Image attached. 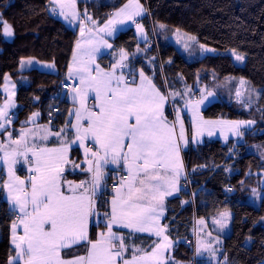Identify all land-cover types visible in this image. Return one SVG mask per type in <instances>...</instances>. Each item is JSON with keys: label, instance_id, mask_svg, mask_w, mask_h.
Returning <instances> with one entry per match:
<instances>
[{"label": "snow or ice", "instance_id": "obj_1", "mask_svg": "<svg viewBox=\"0 0 264 264\" xmlns=\"http://www.w3.org/2000/svg\"><path fill=\"white\" fill-rule=\"evenodd\" d=\"M57 12L70 23L81 16L77 11V0H48ZM146 9L139 0H129L128 4L114 13L115 19H108L100 32L112 35L115 29L112 25L131 21L147 40L143 25L136 21V17L145 14ZM95 21L87 15L85 10L81 19L80 34L84 35V23ZM164 28L163 24L158 25ZM0 28L7 37L13 36V29L0 14ZM91 31V29H89ZM179 32V29L176 30ZM188 39L196 41L195 36ZM85 43L91 44L88 40ZM107 47V41L101 40ZM81 41L76 42V49H81ZM205 52H214V49L199 45ZM188 49L189 45L184 44ZM99 45L86 50L88 60L72 56L73 65L69 66L67 79L73 80L72 100L78 102V107L69 113L74 116L76 123L71 124L75 139L61 140L59 148H37L33 143L29 147L26 137L35 135L30 130H21L19 140L12 139L8 133L9 144L0 143V161L7 164V182L0 184V189H7V200L15 210V220L11 224V243L15 247V255L9 264H166L165 253L172 247V241L164 235L165 228L160 226V218L166 196L179 191L178 183L184 175V165L181 158L182 147H186L185 129L176 112L174 121L169 123L164 113L168 95L157 89L152 80L139 72V82L135 77L127 79L123 69L127 67L123 61L127 54L123 53L120 61L110 65V70L101 69L95 64V53ZM237 60L243 57L237 55ZM32 60L21 61V67L31 65ZM54 67V65H49ZM130 75L132 70H129ZM119 73V74H117ZM78 79V84L76 80ZM241 85L244 81L241 80ZM190 91V90H189ZM93 94L95 103L88 107L89 94ZM173 95H179L178 93ZM214 93L201 94L200 99L187 101L193 110V119L197 120V135L204 125L215 126L228 124L231 131L243 135L239 131L241 124L251 125L253 121H205L199 115V107L208 96ZM237 98L241 92L236 93ZM251 97L249 96V100ZM11 106L8 101L0 107V130H6V124H11L7 109ZM39 113L33 115L32 119ZM85 121L87 124L85 125ZM179 125V128H177ZM41 131V137L47 140L50 135L60 137L65 129L53 133L48 128ZM211 135V132H209ZM91 140L93 146L86 147L85 141ZM72 143L84 147L86 167L81 168L80 163L70 159ZM23 146V152L18 149ZM35 157L34 167L29 171L34 175L27 181L15 175L14 165L17 156H23L28 161V153ZM115 165L122 169L125 175L119 177L118 184L112 186L108 193L105 181L104 168ZM66 166L71 170L80 169L90 173V179L79 183L69 181L64 177ZM255 191V190H254ZM110 199H105V195ZM101 199L100 207L106 206V211L100 213L96 197ZM228 213H222L220 219L213 220V224L223 231L227 227ZM102 223L106 231L96 234L93 240L90 236V226ZM201 226L205 221H199ZM114 226L129 229V235L135 233H149L162 240L151 246V250L136 248L134 244L126 243V237L113 231ZM22 230V235L18 233ZM211 235V233H208ZM219 241V237H217ZM84 248V255H68L74 248ZM131 251V258L125 254ZM206 251L215 256L216 249L211 244L198 241L196 254ZM138 253H142L138 255Z\"/></svg>", "mask_w": 264, "mask_h": 264}, {"label": "trees", "instance_id": "obj_2", "mask_svg": "<svg viewBox=\"0 0 264 264\" xmlns=\"http://www.w3.org/2000/svg\"><path fill=\"white\" fill-rule=\"evenodd\" d=\"M127 1L77 0L80 13L84 14L86 10L97 24H104ZM141 2L147 10L142 23L149 41L140 43L135 30L131 28L117 35L114 46L128 52L129 65L133 69L146 71L167 89L171 99V105L167 108L168 117L173 118L175 105L178 108L185 105V102L174 97L175 89L180 88L183 82L196 85L198 74L208 82L213 77H241L256 88H261L258 108H248L247 103L235 99L226 102L222 95L215 92L220 101L203 111L205 119L253 121L255 126L245 133L240 145L232 140L227 144L215 140L201 146H191L184 152L186 168L192 177V196L184 190L179 197L167 203L165 224L175 242L167 264H207L195 260V222L224 208H229L234 214L232 234L224 243V264H264V199L259 208L246 202L249 193L247 186L252 180L250 173L264 169V0ZM52 8L53 4L48 0H0L2 19L11 25L14 33L13 38L7 40L0 28V101L3 100L1 88L4 80L10 75L18 87L14 127L29 126L28 119L36 111L41 115L39 123H48V115L55 106L60 108V112L56 115L54 128L63 125L67 116L69 103L63 98L65 94L57 96V89L63 81H67L65 78L78 41V32L58 19ZM159 24L165 26L160 28L161 31L159 29L161 36L158 35ZM177 29L195 36L201 44L218 52L233 49L244 53L246 66L236 65L232 57L223 53L193 57L190 62L179 55L166 63L159 55L158 45L165 44L170 49L173 44L170 39L179 33ZM110 58L103 57L101 61L108 67ZM29 59L53 63L57 72L38 69L21 71V61ZM198 95L199 92H196L195 98ZM187 124L190 128L189 121ZM249 147H256L259 152H250ZM226 166L231 171L238 169L239 173L231 174ZM66 176L69 180H82L86 174L68 172ZM112 181L111 175L106 182L108 193L112 192ZM3 182L4 177L0 184ZM105 199H110V196L106 194ZM100 203L101 199L99 209H106V206L100 207ZM14 220L15 211L5 199V189H0V264H9L15 255L11 243V224ZM97 229L96 226L91 228L93 240L97 238ZM153 242V238L145 236L133 238V243L145 247H150ZM80 251L85 253L79 247L71 250L73 254Z\"/></svg>", "mask_w": 264, "mask_h": 264}, {"label": "rangeland", "instance_id": "obj_3", "mask_svg": "<svg viewBox=\"0 0 264 264\" xmlns=\"http://www.w3.org/2000/svg\"><path fill=\"white\" fill-rule=\"evenodd\" d=\"M53 7H55L54 4H53ZM77 11L80 13L78 8H77ZM58 12H59V9H57V13ZM87 15L89 16L88 12H87ZM60 17H63V16H60ZM81 17L83 18V14H81V16L79 18L72 21L71 23L69 22L71 20V17H69V20H66L65 22H68L74 26V25L78 24L79 19H82ZM159 29H160V27H158V35L161 36V32H159ZM160 31H161V29H160ZM4 36L7 40H11L13 38V36L7 37L5 34H4ZM162 36L164 38L166 37L164 35H162ZM188 37H190V35L179 31V33H177V35H175V37H173V39H170V42H173V44L168 42V44H171V46H172L170 49H167L166 46H164L165 44L163 45L160 43L158 45V48H159V55L161 56V59L163 61L170 62L171 61L170 59H175L177 56L182 55L183 57H185V59L187 61L190 62L193 59V57H197V56L202 57V56H206V55H214V54H218V53H223V54H226V55H229L230 57H232V59L236 65L241 66V67L246 66L247 58H246V55L244 53L239 52L237 50H233V49H228V50L223 51V52H218L214 49L215 50L214 52H205V51H202L199 47V45H203V44H201L197 39H196V41H192V40L188 39ZM185 43H187L189 45L188 49L184 48ZM204 46L206 48L213 49V48L208 47L206 45H204ZM168 55H170V56H168ZM237 55L243 57V60H237L236 59ZM167 56L170 58H168ZM167 59H168V61H167ZM29 60H32L33 62H37L38 68H36V69H38L39 71L49 72V73L57 72V68L55 67V65L53 63L38 62L37 60H34V59H29ZM49 65H54V67H49ZM27 66H29L31 68V66L27 64V65H24L22 67L21 71H23L24 69H28ZM241 80L244 81L243 85H241V83H240ZM195 82H196V85L193 84L192 82L190 85L186 82H183L181 84L180 88L175 89L174 94L178 93L179 95H174V97L176 99H178L179 101L186 103L187 101H190V100L192 101L195 98L196 92H199V95H201L202 93L205 94L206 92H209V91L212 92L213 91V92H217L218 94L222 95L223 100L226 102H230L233 99H235L236 101H241V102L244 101L245 103L248 104V106H247L248 108H251V107H257L258 108V105L261 102L260 101L261 88H258V87L256 88L254 85H252L245 78L228 76L225 78H217L216 79V77H213L211 82H208L207 80L202 78L201 74H198V76L195 79ZM238 90L241 92V97L239 99L236 96V93ZM17 91H18V87H17L15 80L10 75H7L5 80H4V84L1 88L3 100L0 101V107H3L8 101H11V106L7 109V112H8V118H10L12 122H11V124H6V130H0V143L9 144L10 148L14 147L9 142L8 133L11 132V127L16 120V105L17 104L15 101V97L17 95ZM249 96L251 97L250 100H249ZM175 98H174V100H175ZM177 111H178V106L175 105L173 108V119H175ZM12 112H13V114H12ZM36 113H39V115L35 117V120H33L32 117ZM179 115H180V113H179ZM40 116L41 115H40L39 111L34 112L31 115V117L28 119V123H34V122L39 121ZM180 118L183 121L184 129H185V139L188 141L186 147H188L190 145L201 146V145H204L205 143H208V142L214 141V140H220L224 144H227V143H229V141L232 140V141H234V143L236 145H240L244 141L245 133L247 131L251 130L255 126V122L252 123L251 125L241 124L240 128H239V131L243 133V135L241 136V135H237L236 132L231 131L228 124H217L215 126L204 125L199 129L200 134L197 135V131H198L197 120H194V119L187 120L188 118L186 116L185 117L180 116ZM186 120L189 121L190 128H188L187 122H185ZM205 121H211V120H205ZM218 121H229V120L218 119ZM232 121H239V120H232ZM44 128L50 129L47 126ZM41 129H43V128H38L36 130L30 131V133H35V135L30 134L29 137L26 138L27 142L31 143V146L34 143L37 148H41V147L59 148L61 146V144H60L61 140L68 141V139H66V137H63V136L57 137L55 135H50L47 140H43V139H41V137L44 135V133L41 131ZM51 132L55 133L52 130H51ZM209 132H211V135H209ZM19 138L16 136L12 137V139H14V140H19ZM50 138H52V140H50ZM34 139H38L39 142H35ZM50 141H55L56 144H53L54 145L53 146L49 143ZM236 145H235V148H236ZM72 148H74L73 144L71 145V148H70V155H71V149ZM183 148H185V147H183ZM255 149H256V147H251V148L249 147V150H251L250 152H259V151H257V149L256 150ZM18 150L20 152H23V150H24L23 146L21 145ZM2 155H3V152L0 151V156H2ZM27 155H28V161L29 162H25L23 156H17L16 157L17 163L14 165L15 175L19 176L21 179H23L25 181H27L29 176L34 175V173L30 172L29 169L34 167L35 157L32 156L31 152H29ZM260 156H262V155L260 154ZM79 158H80L79 155L76 154V157L73 160L76 161L77 163H80L81 168H84L83 167L84 164L82 163L83 160H81V162H78ZM68 171L69 172H71V171L72 172H80L81 170L78 168V169H75L73 171V170H71L70 166H66L64 175ZM7 172H8L7 164H5L3 161H0V178H1L0 181L4 177L3 183L7 182ZM250 174H252V175H250V179H252V180L250 181V184H248V186H247V190L249 193L246 197V202L249 204H252L253 206H255L257 208H259L262 204L263 199H264V169L260 172H255V173H250ZM2 175H3V177H2ZM254 180H255V182H253ZM251 182H253V183H251ZM5 199L9 203L10 208L13 211H15L13 206L11 205L10 201L7 200V189H5ZM100 213H103V212H100ZM222 213H228L229 214V217L227 219V227L223 231H221L219 229L218 225L213 224V220L220 219V216ZM233 218H234V214H233L232 210H230L229 208H224V209L218 210V211H216L210 215L204 216L202 218H198L196 220L195 226H194V248H195V256H196L195 260H199V262H205L207 264H224L225 260L222 258L223 248H224L225 239L228 238L232 234ZM201 219H203L205 221L204 226H201L199 223V221ZM101 231H103V230H99L98 232H101ZM18 233L22 235V230H18ZM208 233H211V235H208ZM217 237H219V241H217ZM200 240L204 241L206 244H211V246L216 249V253H215L214 257L210 256L209 253L206 251H202L201 255L196 254V249L198 247V241H200ZM13 247H14V245H13ZM75 248H78V247H74V249ZM14 249H15V247H14ZM82 249H84V248H82ZM77 251H79V250H77ZM66 253L68 255L73 254V252H71V251L69 252L68 250H66ZM73 255H82V254L75 252ZM181 264H184V263H181ZM193 264H195V262Z\"/></svg>", "mask_w": 264, "mask_h": 264}, {"label": "crops", "instance_id": "obj_4", "mask_svg": "<svg viewBox=\"0 0 264 264\" xmlns=\"http://www.w3.org/2000/svg\"><path fill=\"white\" fill-rule=\"evenodd\" d=\"M128 3H129V0H128L125 4H128ZM139 3L143 5L144 9H146L145 6H144V4L141 2V0H139ZM125 4H124V5H125ZM124 5H123L122 7H124ZM122 7H121V8H122ZM77 8H78V10H79L78 2H77ZM117 11H119V10H117ZM117 11H116V12H117ZM116 12H114V13H116ZM114 13H113V14H114ZM54 14H55V16H56L58 19H60V20H61V21H62V22L68 27V28H70V29L75 30V31L78 32V40L81 41V44H82V47H81V49H79V50H77L76 47H75V51H74V52L77 54L78 57H80V58H82V59H84V60H88L89 57H88L87 55H82V53H84L86 50H88V49H90V48H92V47H94V46L99 45V51L95 53V64L99 65L101 69H104V70H110V65H113V64L117 63L118 61H120V57H121V55H122L123 53H126V54H127V58L123 61V63H124L125 65H127V67L123 69V74H124V76H125L127 79H129V80H131L133 77H135L136 80H137V83H138V82H139V72H140V71H143L144 74H145V76L149 77V78L152 80V82L156 85L157 89H159L162 93L168 95V97L170 98L167 89H164L160 84H158V83L155 81L154 77L150 76L146 71H144V70H142V69H133L131 66H129L130 55L128 54V52H127L126 50H124V49H119V48H117V47L114 46V39L117 37V35H118L120 32H123V31L128 30V29H131V28H133V29L135 30L136 35H137V38H138V41H139L140 43H147V42L149 41V35H148V32H147L145 26H144L143 23H142V19H143V18L145 17V15L147 14V10H146L145 14H143L142 16H138V17H136V21H137L138 23H140V24L143 25V30H144L145 35L147 36V40H145V39L142 37L141 32L136 28V25L133 24L131 21H125L124 23H116V24L112 25V27L115 29V31L112 33V35H108L107 32H100V31L98 30L99 28H103V27H105L107 21H106L104 24H97V23H96L95 26L93 25V23H92L91 21H85V23H84V25H85V26H84V28H85L84 35L81 36V34H80L81 19H79V22H78L77 25H74V26H73V25H71L70 23L65 22L66 20L64 19V17H60V15H59L57 12H55ZM81 18H82V17H81ZM109 19H115L114 15H112ZM89 29H91V31H89ZM88 40H91L92 43H91V44L85 43V41H88ZM101 40H103V41H107V44H108V45H111V47H107V46L103 45V44L101 43ZM108 56H110L111 58H110V62H109L108 67H107V66H105V65L103 64V61H101V59H102L103 57H108ZM168 56H170V55H168ZM168 56H167V57H168ZM168 58H170V57H168ZM170 60L172 61L173 59H170ZM24 61H27V60H24ZM167 61H168V59H167ZM165 62H166V61H165ZM166 63H167V62H166ZM25 65H27V64H25ZM71 65H73V60L71 61L70 66H71ZM30 66H31V68H30L29 66H27L28 69H24L23 71H28V70H31V69H36V68H38V64H37V62H33ZM130 69L132 70V74H131V75H130V72H129ZM21 70H22V67H21ZM67 73H68V71H67ZM117 74H119V73H117ZM65 79H66L68 82H70V83L73 84V80H68V79H67V74H66V78H65ZM76 83L78 84V79L76 80ZM209 92H211V91H209ZM206 93H207V92H206ZM206 93H205V95H206ZM212 93H214V95H213V96H208L207 99L204 101V103L200 105V107H199V115H200V117L203 118V120L218 121V119H205V118L203 117V114H202L203 111H204L208 106H210V105L213 104V103H216V102L220 101V99H219V97L216 95V93L213 92V91H212ZM72 95H73V94H72V91H69L68 93H66V94L63 96V98H65V100L69 103V109H68L67 116H66V119L64 120V124H63V125H60L59 127L54 128L53 126L49 125L48 123H39V121L34 122V123H28L29 126H26V127H14V125H12V127H11V134H12V137H15V136H16V137L19 138V137H20L19 134H20L21 130H25V131L30 130V131H31V130H36V129H38V128H44V127L47 126V127H49V128H50L52 131H54V132H57V131H59L60 129H65V133H62L61 136L66 137V139H68V141H72V140H74V139H75V135H74L75 130H74V129H71V128H70V125H71V124H75V123H76V120H75V117H74V116H71V117H70V116H69V113H70V112H73V111H74L79 105H78V102H74V101L72 100ZM200 96H201V95H198V97H197V98H194V99H195V100H198V99H200ZM16 98H17V95H16V97H15V101H16V104H17V100H16ZM169 98H168V100H167V102H166V104H165V107H164V113H165V116L167 117L169 123H171L172 121H174V119H173V118H170V117L167 116V108H168V106H169V104H170V101H171V99H169ZM194 99H193L192 101H195ZM94 103H95V101H94V99H93V94L90 93V94H89L88 101H87L88 107H89V108H92V106H93ZM17 107H18V104L16 105V110H17ZM178 111H179L181 117H182V116H183V117L186 116V117L188 118V120L193 119V110H192L191 105H190L188 108H185V107H183V108H178ZM12 114H13V112H12ZM184 120H185V119H184ZM221 120H225V119H221ZM185 122H187V121H185ZM84 123H85V125H86V124H87V121H85ZM187 126H188V124H187ZM177 128H179V125H177ZM27 137H29V135H28ZM27 137H26V138H27ZM50 140H52V138H50ZM28 141H29V140H28ZM34 141H35V142H39L38 139H34ZM214 141H215V140H214ZM218 141H220V140H218ZM221 142H222V141H221ZM49 143H50L51 145L56 144L55 141H50ZM72 144L74 145V148L71 149L70 159L73 160V159L76 157V154H78L79 157H80V158L78 159V162H81V160L84 159V156H83V153H84V147H80V146H78L77 143H72ZM223 144H224V143H223ZM28 145H29V147H31V143H30V142H28ZM53 146H54V145H53ZM85 146H86V147H92L93 150H96L95 147L93 146V143H92L91 140H86V141H85ZM191 146H193V145H190V146L185 147V148L182 147V150H181V158H182L183 165H184V175L181 176V178H180V180H179V183H178L179 191H178V192H174L173 195H171V196H166V197H165V199H164V207H163V211H162L161 218H160V221H159L160 226L163 227V228H165L164 235L168 236L169 240L172 241V247H171V248L165 253L166 264L168 263V260H169V254L171 253V251L173 250L174 245H175V242L173 241V239H172L171 236L169 235V229H168V226L165 224V218H166V215H167V203H168V201H169L170 199H173V198L179 197V196L182 194V192L185 190V186H184V178H185V174H186L188 171H187L186 164H185L184 152H185L186 150H188L189 147H191ZM193 147H196V146H193ZM83 167H86V165L84 164ZM227 168H228V167H227ZM227 170L230 171L231 174H232L233 171H234V170L231 171L230 168H228ZM68 172H69V171H68ZM68 172H66V174H67ZM71 172H72V171H71ZM73 173H75V172H73ZM78 173H85V174H86V177L83 178L82 180H88V179H90V173H86V172H82V171H80V172H78ZM104 173H105V177H106L105 181L102 182V183H104V184H106L107 180L109 179V177H111V175H112V176H116L117 174H120V173L123 174V175H125V173H124V171H123L122 169H117L115 165H111V164L108 165V166H106V167L104 168ZM66 174L64 175V177H65L67 180H69V179L67 178ZM69 181H73V182H75V183H79L81 180L70 179ZM96 199H97V205H98V202H99L100 197L97 196ZM98 211H99V212H104V211H106V209H104V210H100L99 207H98ZM93 225L96 226V224H92V225L90 226V232H91V228L93 227ZM96 227H97V226H96ZM97 228H98V229H97L98 231H99V230H103V231L106 230V229L104 228V226H103L102 223H101L100 226L97 227ZM113 231L117 232V234H122V235H124V236L126 237V243H128V244H130V245H131V244H134L136 248H139V249H146V250H149V251L151 250V246H154L155 243H158V242H160V241L162 240V237H156L154 234H149V233H135V234H133V235L130 236V235H129V232H130L129 229L119 228L118 226H114ZM135 236H145V237H148V238H153V239H154V242H153V244H152L150 247H145V246H143V245H141V244L133 243V238H134ZM73 249H74V248H73ZM82 250H83V249H82ZM131 251H132V249H130L129 252L125 254V257H126V258H129V259L131 258ZM84 252H85V250H84ZM79 254L84 255L85 253H83L82 251H80ZM140 254H142V253H138V255H140ZM179 264H181V263H179Z\"/></svg>", "mask_w": 264, "mask_h": 264}, {"label": "built area", "instance_id": "obj_5", "mask_svg": "<svg viewBox=\"0 0 264 264\" xmlns=\"http://www.w3.org/2000/svg\"><path fill=\"white\" fill-rule=\"evenodd\" d=\"M148 17L151 20V15L148 13ZM73 86L72 83L68 82V81H63L60 86L57 89V96H62L63 94L68 93L69 91H71V87ZM60 112V108L58 106H55L49 113L48 115V124L56 127L55 122H56V115ZM227 167V166H226ZM239 170L235 169L233 171L232 174H238ZM123 176V174H117L116 176H112L113 181L111 182V188L114 184H118L119 182V177ZM3 177V176H2ZM1 179V178H0ZM192 177L191 175L187 172L185 174V178H184V186H185V190H187L191 196H192V184H191V180ZM188 244H190V242H187Z\"/></svg>", "mask_w": 264, "mask_h": 264}, {"label": "bare ground", "instance_id": "obj_6", "mask_svg": "<svg viewBox=\"0 0 264 264\" xmlns=\"http://www.w3.org/2000/svg\"><path fill=\"white\" fill-rule=\"evenodd\" d=\"M169 105H171V103Z\"/></svg>", "mask_w": 264, "mask_h": 264}]
</instances>
